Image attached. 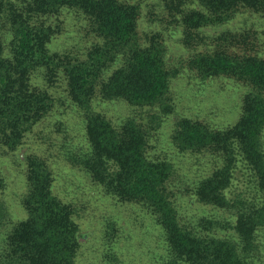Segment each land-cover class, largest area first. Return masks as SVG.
<instances>
[{
    "label": "trees",
    "instance_id": "1",
    "mask_svg": "<svg viewBox=\"0 0 264 264\" xmlns=\"http://www.w3.org/2000/svg\"><path fill=\"white\" fill-rule=\"evenodd\" d=\"M170 1L174 6L182 2ZM200 2L205 11L185 13L187 26L222 23L240 7L264 16V0ZM63 7L85 14L100 38L83 58L49 51L55 32L49 19ZM138 14L137 5L121 0H0V144L14 151L52 108L51 96L30 84L33 72L42 69L50 82L64 79L67 95L84 115L87 140L84 148L69 151V161L107 195L144 207L162 230V264H259L258 234L264 228V56L219 46L188 59L199 77L226 75L248 89L240 117L230 126L215 129L184 116L174 123L171 139L179 151H207L217 162L211 173L180 191L226 213L185 221L175 201L177 192L169 188L175 166L165 158L147 157V131L133 118L113 124L91 108L95 96L133 105H152L164 97L172 73L166 67L165 46L158 34L146 42L140 39ZM220 39L232 43L235 36ZM163 108L169 111L170 106ZM25 175L20 195L24 217L13 220L0 197V264H75L80 242L72 204L53 193L52 174L37 155L26 157ZM4 186L0 176V189ZM108 229L110 224L105 233L110 241ZM106 256L109 264H117L111 250Z\"/></svg>",
    "mask_w": 264,
    "mask_h": 264
},
{
    "label": "rangeland",
    "instance_id": "2",
    "mask_svg": "<svg viewBox=\"0 0 264 264\" xmlns=\"http://www.w3.org/2000/svg\"><path fill=\"white\" fill-rule=\"evenodd\" d=\"M121 1L138 6L137 33L142 41L146 42L152 34L162 39L166 67L172 71L168 88L164 97L152 105H133L123 99L95 96L91 108L113 124L133 118L147 131V157L165 158L175 166L169 188L177 192L175 201L185 221L214 213L225 216L222 210L197 202L190 194L180 191L188 183L211 173L217 165L216 157L207 151H179L171 133L180 116L199 120L215 129L238 120L248 86L226 75L203 79L189 67L188 59L197 52L216 50L219 46L246 48L264 56V16L240 7L222 23L194 28L187 26L183 17L191 9L205 11L200 0H182L176 6L170 0ZM55 13L49 19L55 30L48 43L49 51L83 58L100 40L91 31L89 19L70 7ZM227 35L235 36L232 43L220 39ZM30 84L45 90L53 105L26 132L23 143L14 151L0 144V176L5 182L0 197L6 201L13 220L25 215L20 195L25 189L26 157L34 154L52 174L53 193L71 203L74 209L80 242L75 264H109L108 250L115 254L117 264H162L165 254L162 230L144 207L107 195L85 170L69 161V151L84 148L87 140L84 115L67 95L66 81L50 82L42 69H38L33 72ZM163 104L170 106L169 111H165ZM261 142L264 147V133ZM237 183L242 189L241 178ZM108 224L112 227L108 229L113 236L110 241L105 237ZM258 241L259 264H264V228L259 231Z\"/></svg>",
    "mask_w": 264,
    "mask_h": 264
}]
</instances>
